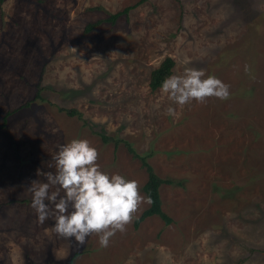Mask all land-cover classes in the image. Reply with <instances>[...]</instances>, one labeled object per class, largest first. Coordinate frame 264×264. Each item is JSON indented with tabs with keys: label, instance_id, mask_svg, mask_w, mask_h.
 Listing matches in <instances>:
<instances>
[{
	"label": "rangeland",
	"instance_id": "rangeland-1",
	"mask_svg": "<svg viewBox=\"0 0 264 264\" xmlns=\"http://www.w3.org/2000/svg\"><path fill=\"white\" fill-rule=\"evenodd\" d=\"M165 57L172 75L203 69L230 97L181 108L151 92ZM7 112L0 264H264V0H2L0 125ZM100 136L148 154L170 181L160 188L169 225L149 217L135 227L145 203L101 247L94 233L83 242L56 234L54 215L38 222L27 188L46 182L40 173L55 172L72 139L89 140L100 168L138 180L144 196L140 162Z\"/></svg>",
	"mask_w": 264,
	"mask_h": 264
},
{
	"label": "clouds",
	"instance_id": "clouds-1",
	"mask_svg": "<svg viewBox=\"0 0 264 264\" xmlns=\"http://www.w3.org/2000/svg\"><path fill=\"white\" fill-rule=\"evenodd\" d=\"M161 92L182 108L213 97L227 100L230 86L214 75L206 76L203 69L188 67L182 74L167 77ZM167 114L176 117V109L168 107ZM98 157V149L89 140L72 139L53 157L55 172H41L46 182L34 180L27 191L39 223L54 215V231L59 236L83 242L94 233L99 245L107 247L117 232L126 231L142 204L152 200L141 195L138 180L103 171Z\"/></svg>",
	"mask_w": 264,
	"mask_h": 264
},
{
	"label": "trees",
	"instance_id": "trees-1",
	"mask_svg": "<svg viewBox=\"0 0 264 264\" xmlns=\"http://www.w3.org/2000/svg\"><path fill=\"white\" fill-rule=\"evenodd\" d=\"M2 0H0L1 2ZM143 1V0H142ZM141 2V1H140ZM139 3L126 7L120 12L114 13L110 15L106 22H109L113 24L115 20L121 16V15H127L129 11L134 8L136 5L138 6ZM103 21H97L93 24H88L85 28V32L88 33L89 31L93 30L95 27L100 25ZM174 67V61L170 57H165L164 60L161 62V64L151 71L149 75V89L151 92H155L158 89H161L162 82L169 76L172 75V69ZM36 99L40 100L42 97H40L39 90H37L36 93ZM28 106V105H27ZM63 111L66 115L73 116L77 114L74 110H67V109H60ZM10 115V112H7L3 118L2 124L0 125V129H3L6 123V118ZM103 143L113 142L114 146L116 147L119 144H122L127 152L130 154L132 159L137 160L140 162L141 168L145 171L147 178L146 182L144 183L142 187V191L145 197L150 196L152 203L148 204V208L142 212L139 219L135 222V227L144 219L149 217H158L161 219L164 223V225H169L171 223V219L163 212L162 209V200L160 196V188L164 184H170V181L163 180L160 178L154 171L153 167L148 163L147 159L150 157L148 154L140 155L138 154L135 149L132 147V145L124 140H115L111 139L106 136H100ZM71 263V261H70ZM69 263V264H70Z\"/></svg>",
	"mask_w": 264,
	"mask_h": 264
}]
</instances>
